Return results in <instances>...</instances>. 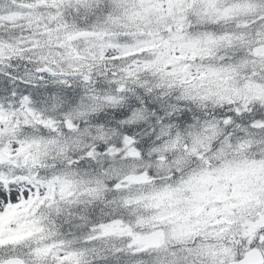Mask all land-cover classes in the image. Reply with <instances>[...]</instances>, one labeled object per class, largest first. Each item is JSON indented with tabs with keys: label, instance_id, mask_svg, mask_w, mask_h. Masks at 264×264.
<instances>
[{
	"label": "snow or ice",
	"instance_id": "1",
	"mask_svg": "<svg viewBox=\"0 0 264 264\" xmlns=\"http://www.w3.org/2000/svg\"><path fill=\"white\" fill-rule=\"evenodd\" d=\"M0 264H264V0H0Z\"/></svg>",
	"mask_w": 264,
	"mask_h": 264
}]
</instances>
